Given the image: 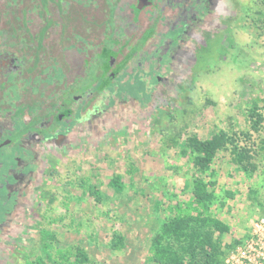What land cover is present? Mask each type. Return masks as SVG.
<instances>
[{
  "label": "rangeland",
  "instance_id": "1",
  "mask_svg": "<svg viewBox=\"0 0 264 264\" xmlns=\"http://www.w3.org/2000/svg\"><path fill=\"white\" fill-rule=\"evenodd\" d=\"M256 1L212 0L209 25L189 24L183 49L156 57L153 72L161 80L154 93L146 82L134 95L139 87H127L131 96L116 86L107 111L79 121L57 144L36 146L30 186L0 233V264L59 263L58 251L76 248L91 264H150V237L169 208L191 199L193 178L211 183V216L229 228L219 235L221 264H264V240L254 239L253 230V222L264 219V122L253 133L247 119L254 104L264 118V36L255 29ZM139 98L150 105L143 109ZM220 130L240 135V144L249 136L252 168L242 170L223 150L206 174L196 172L183 153L186 138L208 139ZM115 175L125 184L120 194L107 186ZM114 234L124 237L122 249L111 250Z\"/></svg>",
  "mask_w": 264,
  "mask_h": 264
},
{
  "label": "trees",
  "instance_id": "2",
  "mask_svg": "<svg viewBox=\"0 0 264 264\" xmlns=\"http://www.w3.org/2000/svg\"><path fill=\"white\" fill-rule=\"evenodd\" d=\"M140 1L0 0V13L8 23H20L17 29L25 31L22 34L26 35L17 33L11 40L7 28L0 34V47L15 44L19 48V58L0 50L2 81L7 82L15 73V80L25 83L26 89L19 95L18 104L29 106L33 112L42 111L45 106L59 124H62L60 116L68 118V124V121L63 122L65 132L70 128L69 124L98 117L107 111L114 102L116 86L118 89L122 86L131 96L145 88L146 82L147 88L151 86L154 93L161 80L154 74L155 68L158 70L156 57L162 58L166 54L169 57L170 53L182 50L185 46L182 42L189 35L188 25L195 23L193 29L209 25L214 14L209 9L210 0H151L157 6L159 18L147 20L142 15L143 9L139 8ZM255 7V29L258 36H264V0H257ZM45 23L48 27L43 26ZM79 34L92 39L81 41L77 37ZM188 40L191 42L189 37ZM75 82L79 83L78 89L70 94L69 88ZM130 85L139 89L130 94L127 91ZM43 92L45 99L40 98ZM62 94H68L64 101L71 102L66 112L58 111ZM123 94L118 101L126 99ZM83 101L90 102L89 108L80 111L77 106ZM137 102L141 107L142 104L150 105L141 98ZM253 106L247 114L248 124L251 132L259 133L264 118L257 105ZM240 140V135L221 130L208 139L192 134L185 140L183 153L200 174L210 170L217 153L223 150H229L234 162L247 171L253 167L254 149L247 145L249 136L242 138L243 144ZM260 148L264 149V145ZM209 184L193 178L191 199L169 208V216L160 221L148 242L150 264L222 263L223 246L219 235L228 232L229 228L211 216L213 196L207 189ZM107 186L120 194L125 184L122 176L115 175L108 180ZM89 192L100 200L94 187H89ZM124 244V237L114 234L110 248L119 250ZM57 254L60 260L54 264H91L80 248L74 252L58 251ZM25 264H43V261L39 258Z\"/></svg>",
  "mask_w": 264,
  "mask_h": 264
},
{
  "label": "flooded vegetation",
  "instance_id": "3",
  "mask_svg": "<svg viewBox=\"0 0 264 264\" xmlns=\"http://www.w3.org/2000/svg\"><path fill=\"white\" fill-rule=\"evenodd\" d=\"M211 2L212 0L209 2V7H211ZM139 8L143 9L142 15L147 20L153 17L159 18L157 6L153 1L142 0L139 3ZM1 9L2 8H0V11ZM172 10H174V8ZM19 24L20 23L17 24V22L14 23V21L8 23L3 14L0 13V34H2V30L7 28L10 32L11 40H13L17 33H25V31L22 32L17 29ZM43 26L48 27L46 23ZM84 35L79 34L77 37L81 41L90 38ZM23 36L26 37L25 34ZM46 41L47 39L45 38L44 42ZM85 43L87 42L85 41ZM1 49L11 53L15 58L20 57L19 48L15 44H11L6 48L0 47V50ZM176 52L177 51L170 54L173 56ZM15 77L16 74L13 73V76L9 78L7 82H3L2 76L0 75V233L4 232L2 229L4 225L12 220L11 216L14 213V208L18 199L24 195V191L30 186V181L26 178L27 175L31 173L33 162L38 156L36 146L39 143H45L47 141H54L55 144L59 143L63 137L70 133L75 124L78 123L77 121L72 125L69 124L68 126H70V128L68 131L63 132V128L65 127L63 122H67L68 118L60 116V123L62 124H59L46 110L45 106L42 111L33 112L30 110L29 106L18 104V97L25 92L26 88L25 83L21 81L18 82L19 80H15ZM62 85L61 83L60 88ZM78 85L79 83L75 82V84L69 88L70 94L78 89ZM40 95L41 99L46 98L44 92ZM67 95L68 94H62L60 96L62 99V102H58L60 106L58 111L60 112L69 110L71 102H69V100L64 101L66 98L68 99ZM89 104V101L87 103L83 101V103L79 104L77 107L81 111L85 107L89 108ZM92 118L93 117H89L85 120H90ZM68 123L69 121L67 124ZM21 138L24 139L21 140ZM2 206H5L7 209L9 208V212H3L1 210ZM3 244L4 243L0 240V248L3 247Z\"/></svg>",
  "mask_w": 264,
  "mask_h": 264
},
{
  "label": "built area",
  "instance_id": "4",
  "mask_svg": "<svg viewBox=\"0 0 264 264\" xmlns=\"http://www.w3.org/2000/svg\"><path fill=\"white\" fill-rule=\"evenodd\" d=\"M253 230H254V239L259 237L258 239L264 240V219H259L253 222ZM224 264H229V260H227Z\"/></svg>",
  "mask_w": 264,
  "mask_h": 264
}]
</instances>
